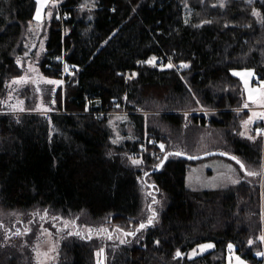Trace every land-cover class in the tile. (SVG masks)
Instances as JSON below:
<instances>
[{"label":"trees","instance_id":"1","mask_svg":"<svg viewBox=\"0 0 264 264\" xmlns=\"http://www.w3.org/2000/svg\"><path fill=\"white\" fill-rule=\"evenodd\" d=\"M37 9V0H0V98L25 75ZM55 10L37 75L64 79L65 89L44 94L56 99L53 113H0V210L45 214L51 230L56 220L87 227L55 234L52 264H227L232 247L260 264L264 120L251 123L256 138L243 136L249 111L233 71L253 69L264 82V0H61ZM158 56L165 65L152 64ZM118 107L133 132L120 140L113 113H92ZM139 110L160 112L146 119ZM211 130L223 131L221 145L246 169L239 164L238 183L191 189L195 161L175 152ZM146 134L167 144L162 158L135 155ZM119 228L123 240L112 236ZM15 230L0 226V264H37ZM204 243L215 246L188 255Z\"/></svg>","mask_w":264,"mask_h":264},{"label":"rangeland","instance_id":"2","mask_svg":"<svg viewBox=\"0 0 264 264\" xmlns=\"http://www.w3.org/2000/svg\"><path fill=\"white\" fill-rule=\"evenodd\" d=\"M37 1L38 9L34 20L28 28L26 36L28 51L20 59V64L25 68V75L23 78L13 79L8 83L4 96L0 98L3 109L0 113L20 114L22 112L29 111L45 114L53 113L55 112L56 99L54 97L45 99L44 94H50L52 90H54L55 93L61 84L64 85L63 88L65 89L66 81H64V79H52L41 75L38 77L37 75V72L40 71L39 62L41 60V55H43L46 51L47 21L51 19L53 12L56 11L55 9L60 6L61 0ZM224 1L226 0H220V4H224ZM190 12L191 9L187 7V17H189ZM256 13L258 14V11H256ZM161 58L162 57L160 56L154 58L152 60V64L154 65L157 60ZM176 67H178V64H176ZM180 67H186V64H181ZM65 73L66 75L73 73L72 68L67 66ZM233 73L241 78L243 82L246 93L244 108L249 111V114L244 119V124L246 125L244 126L242 134L245 137L256 138L258 133L262 130L260 128L258 129L259 132H254L253 125H251V123L255 124L258 121L264 120V82L259 79L253 69H236ZM249 73H251V75H249ZM48 81H54L56 83H49ZM256 89H259L260 91L257 92L255 91ZM200 111L208 112L204 111L202 107H200ZM135 112L144 114L146 119H148L151 113H159L160 110H139ZM129 113L130 112L128 110L122 107H118L116 111H113L111 124L115 128L117 140L124 138V129L129 128V134L133 133L132 128L129 125H126L129 121ZM123 123L126 124L123 125ZM220 132L223 135V131L221 130L219 132L216 130L203 132L199 138V142L185 153L190 156L213 153L201 160L189 163L186 176V182L189 188L195 190L222 188L238 183L242 179L243 174L239 163L229 155L221 154L232 153L221 145L222 137ZM161 145H163V148L161 149L166 151L167 144L160 142V147ZM263 167L264 160L261 175L264 173ZM146 178L147 176L145 179ZM146 184L147 183L143 181L141 182V188L145 197L149 191ZM149 185L151 184L149 183ZM153 195L154 194L151 196ZM27 218H29L31 222L27 221L28 223H26L25 219ZM31 223H33V225ZM2 224L6 225L9 229H12V227L16 228V230L12 233V236H18L21 237V239L28 240V242L22 241V247L34 250L36 253L35 258L37 259V264H52L55 262L57 257V245L55 244L57 237L55 234H57L58 231V233H62L68 229V231L88 232L87 227H81L80 225H76V223L64 220H56L54 224V228L56 229L51 230V227H48V225H51L52 223L50 220L48 221L45 214H10L0 210V226ZM33 226L35 227V231L33 230ZM29 235L32 237H28ZM112 236L123 240L128 236V232L119 228L113 230ZM34 240L36 243H33ZM261 240L262 250L257 253L262 258V262L260 264H264V223ZM207 245H211V247H206ZM214 246V243H204L195 249L190 250L188 255L190 257H197L206 254L214 248ZM234 249L235 248L232 247L227 264H250L241 255L239 256V254L235 253ZM99 261L100 263L104 262L102 257Z\"/></svg>","mask_w":264,"mask_h":264},{"label":"built area","instance_id":"3","mask_svg":"<svg viewBox=\"0 0 264 264\" xmlns=\"http://www.w3.org/2000/svg\"><path fill=\"white\" fill-rule=\"evenodd\" d=\"M161 62V65H165V61L163 59H159ZM172 62V61H171ZM175 69H178V67H176V65L172 62L171 64ZM205 111V109H203ZM112 111L108 110H102V111H95L92 112L94 113L97 117L98 116H104L107 115L108 113L110 114ZM164 154V150H162L160 148V144L159 141L153 139V138H149V136H147V134L144 136V139L142 140V142L139 144L138 149L135 152V155L139 158L149 155L150 157L156 158V159H160L163 157Z\"/></svg>","mask_w":264,"mask_h":264},{"label":"water","instance_id":"4","mask_svg":"<svg viewBox=\"0 0 264 264\" xmlns=\"http://www.w3.org/2000/svg\"><path fill=\"white\" fill-rule=\"evenodd\" d=\"M178 153V155L179 156H182V157H184V158H187V159H190V160H194V161H197V160H201V159H203V158H205V157H207V156H210V155H212L213 153H207V154H203V155H199V156H190V155H187V154H185V153H182V152H175V154H177ZM219 153V152H218ZM221 154H226V155H229L231 158H233L234 160H236V161H239V164L241 165V166H243V169L245 170L246 168H245V165L236 157V156H234V155H232V154H228V153H221ZM168 157H169V154H167V155H165V157H164V159L161 161V163H160V165H159V167L156 169V171H160L162 168H163V166L165 165V163L167 162V160H168ZM151 172H153V171H151ZM264 172V171H263ZM147 176V175H146ZM145 176V177H146ZM151 223H152V221H151ZM150 223V224H151Z\"/></svg>","mask_w":264,"mask_h":264},{"label":"snow or ice","instance_id":"5","mask_svg":"<svg viewBox=\"0 0 264 264\" xmlns=\"http://www.w3.org/2000/svg\"><path fill=\"white\" fill-rule=\"evenodd\" d=\"M249 75H251V73H249ZM49 83H56L54 81H48ZM255 91L259 92L260 90L259 89H256ZM247 106V105H245ZM161 148H163V145H161ZM178 155V153H177ZM239 163V161H237ZM134 163H136V161H134ZM243 167V166H242ZM253 173H249V175H252ZM141 227H143V225H141ZM206 247H211V245H207ZM231 247V246H230ZM177 255H179V253H177Z\"/></svg>","mask_w":264,"mask_h":264},{"label":"bare ground","instance_id":"6","mask_svg":"<svg viewBox=\"0 0 264 264\" xmlns=\"http://www.w3.org/2000/svg\"><path fill=\"white\" fill-rule=\"evenodd\" d=\"M92 114V113H91ZM139 114V113H138ZM95 117H96V115H95ZM97 118V117H96ZM153 222V221H152ZM234 252V251H233ZM240 256V255H239ZM264 262V261H263Z\"/></svg>","mask_w":264,"mask_h":264},{"label":"crops","instance_id":"7","mask_svg":"<svg viewBox=\"0 0 264 264\" xmlns=\"http://www.w3.org/2000/svg\"><path fill=\"white\" fill-rule=\"evenodd\" d=\"M201 245H202V244H201ZM199 246H200V245H199ZM212 249H213V248H212ZM212 249H211V250H212ZM233 260H234V259H233Z\"/></svg>","mask_w":264,"mask_h":264}]
</instances>
